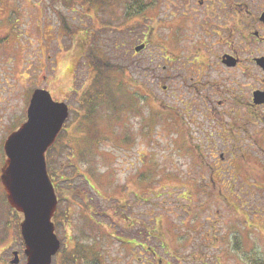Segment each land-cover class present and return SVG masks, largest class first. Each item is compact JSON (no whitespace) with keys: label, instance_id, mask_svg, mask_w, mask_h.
Returning <instances> with one entry per match:
<instances>
[{"label":"rangeland","instance_id":"1","mask_svg":"<svg viewBox=\"0 0 264 264\" xmlns=\"http://www.w3.org/2000/svg\"><path fill=\"white\" fill-rule=\"evenodd\" d=\"M125 2L0 0V177L5 140L25 122L32 92L46 90L69 107L66 132L46 154L61 243L51 264H264V152L216 167L211 180L208 123L163 114L181 109L177 72H165L160 51L184 8L125 20ZM95 58L132 74H108L89 107ZM22 220L0 181V264L13 252L26 264Z\"/></svg>","mask_w":264,"mask_h":264},{"label":"flooded vegetation","instance_id":"2","mask_svg":"<svg viewBox=\"0 0 264 264\" xmlns=\"http://www.w3.org/2000/svg\"><path fill=\"white\" fill-rule=\"evenodd\" d=\"M156 6L184 8L182 19L164 27L171 32L160 51L165 72H177L181 109L163 114L169 110L176 120L200 116L208 123L204 134L212 160L206 165L214 181L216 167L248 164L247 153L264 152V0H148L145 13ZM174 47L180 54L166 61ZM215 134L222 144L214 142Z\"/></svg>","mask_w":264,"mask_h":264},{"label":"water","instance_id":"3","mask_svg":"<svg viewBox=\"0 0 264 264\" xmlns=\"http://www.w3.org/2000/svg\"><path fill=\"white\" fill-rule=\"evenodd\" d=\"M144 46L135 48L136 52ZM69 117L68 106L46 90L32 92L26 120L4 142L1 183L11 209L23 216L20 234L26 264H51L61 248L52 219L57 196L47 171L46 154ZM11 264H18L13 253Z\"/></svg>","mask_w":264,"mask_h":264},{"label":"trees","instance_id":"4","mask_svg":"<svg viewBox=\"0 0 264 264\" xmlns=\"http://www.w3.org/2000/svg\"><path fill=\"white\" fill-rule=\"evenodd\" d=\"M145 1L146 0H126L125 7H126V10L128 12H126L125 15H124L125 18H126L125 20H129V18L132 17V16L134 18L135 16H138V15L143 14L145 12V10H146ZM129 13H131V14H129ZM90 63H91V66L94 67V72H95V77L94 78H95V81H97V84H96L97 87L95 86L93 88V90H91L89 93L87 92L89 94V97L88 98H85V99H82V100H84V102L89 107H92L93 104H95V101L98 99L97 97H100L101 96V92L99 90L103 86H106V84H108V83L105 82V85H103V82L105 80L110 79V76L108 74H110L112 72L113 73L120 72L123 75H127V73H128V76L129 75L131 76L132 73L130 71V68H131L130 66H128V68H127V67H123V66H116V65H113L112 63H110V66H108L107 64L104 65V63L102 62V60L96 59V58H95V60L90 61ZM133 69L135 71H137L138 68H136V66H135V67H133ZM108 76H109V78H108ZM134 97H135V94H130L129 95V98L130 99H134ZM63 132L65 133L66 131L63 130ZM59 179H60L59 183L61 182L62 185L65 182L66 183H69V181L64 180L65 179L64 177H59ZM75 199H77L81 203H83L81 198H79V197L76 196ZM65 201L68 202L69 200L65 198ZM84 204H85L84 205V208H85V206L90 208L89 205H86V203H84ZM20 240H21V237H20ZM21 243H22V241H21ZM22 246H23V243H22ZM80 255H81L82 258H83V256L85 257V251H84V249L82 250V252H81ZM76 257L77 256H75L73 254V258H76ZM93 257H94V260L97 259L95 256H93ZM94 262H96V261H94Z\"/></svg>","mask_w":264,"mask_h":264}]
</instances>
